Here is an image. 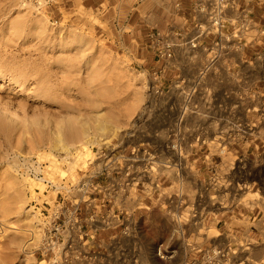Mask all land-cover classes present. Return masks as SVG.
<instances>
[{"label": "rangeland", "instance_id": "rangeland-1", "mask_svg": "<svg viewBox=\"0 0 264 264\" xmlns=\"http://www.w3.org/2000/svg\"><path fill=\"white\" fill-rule=\"evenodd\" d=\"M79 2L64 0L59 12L44 11L38 0H0V89L5 98L0 104V264H41L39 249L48 229L44 221L51 222L41 203L55 193L35 173L76 181L91 147L117 139L158 151L163 143L160 136L147 137L145 114L137 121L150 101L153 63L144 31L137 42L124 38L120 48L92 27L96 20L85 25L91 14ZM143 4L157 5L164 16L170 0ZM255 16L264 25V15ZM254 51H246L252 64ZM163 110L156 105L153 116ZM153 126L160 130V121ZM82 127L89 140L77 134ZM85 141L90 146L80 149ZM228 150L216 158L214 172L196 170L203 162L194 154L184 157L182 170L161 172L169 177L161 197H202L195 226L200 247L208 249L220 236L231 247L230 263L221 264H264V139L250 137L246 149L231 145ZM34 158L44 164L42 169L30 163ZM27 163L34 169L31 176L24 171ZM189 254L181 251L182 257Z\"/></svg>", "mask_w": 264, "mask_h": 264}, {"label": "built area", "instance_id": "built-area-1", "mask_svg": "<svg viewBox=\"0 0 264 264\" xmlns=\"http://www.w3.org/2000/svg\"><path fill=\"white\" fill-rule=\"evenodd\" d=\"M59 1L38 5L48 11ZM256 13L264 15V0H195L191 23L176 11L180 22L151 32L150 101L137 121L147 116L146 135L160 136L161 149L116 139L91 147L76 181L35 173L55 193L41 203L51 221H44L41 264L230 263L231 247L220 236L208 249L200 247L195 226L202 197H161L169 179L161 172L182 170L190 154L203 162L196 170L214 172L216 158L231 153L229 146L244 150L250 137L264 139V25ZM249 49H255L253 64ZM159 104L163 115L153 116ZM159 121L160 130L153 126ZM30 163L44 166L37 158ZM29 166L23 167L31 176ZM141 211L144 218L137 216ZM99 233L108 235L105 242L96 239ZM183 250L190 254L182 257Z\"/></svg>", "mask_w": 264, "mask_h": 264}, {"label": "crops", "instance_id": "crops-1", "mask_svg": "<svg viewBox=\"0 0 264 264\" xmlns=\"http://www.w3.org/2000/svg\"><path fill=\"white\" fill-rule=\"evenodd\" d=\"M63 1L64 0H60L48 10L52 9L62 12L64 10L62 7ZM194 1L195 0H170L169 9L166 10L163 8L165 11L164 16L159 15V12H161L160 7L156 5L154 8L150 9L149 4H143L144 0H85V6H83L84 0L79 3L85 8V12H90L91 14H88L85 18V25L87 26L91 21L96 20L98 24H94L92 27L99 29L98 31L105 38V41L118 44L120 48L124 47V38L128 37L130 41L137 42L143 30L145 43L152 59V54L149 49V36L151 32L154 30L163 32L170 27V25L180 22L181 20L185 21L187 24L191 23L194 16ZM176 11H178L181 20L175 16ZM88 26L91 27L90 24ZM137 216L144 218L145 212H137ZM107 238L108 235L106 233H99V235L96 236L97 240H102L103 242H105Z\"/></svg>", "mask_w": 264, "mask_h": 264}, {"label": "bare ground", "instance_id": "bare-ground-1", "mask_svg": "<svg viewBox=\"0 0 264 264\" xmlns=\"http://www.w3.org/2000/svg\"><path fill=\"white\" fill-rule=\"evenodd\" d=\"M38 94V93H37ZM38 95H40V94H38ZM4 95H3V93H2V90L0 89V104H3L4 103ZM66 118V120H69V121H73L74 119L73 118H67V117H65ZM103 127V126H102ZM102 127H100V128H98V130H102V131H104L103 129L104 128H102ZM56 131V130H55ZM56 132H60V130L59 131H56ZM89 131L87 130V129H85V127H82L81 129H79V131L77 132V134L78 135H80V137H85V139H88L89 140ZM87 140V141H88ZM87 141H85V144L87 143ZM90 146V142L89 143H87V145H85V146H81L80 147V149H84L85 148V150L86 149H88V147ZM65 158V157H64ZM86 165H87V162H86ZM86 165L84 166V167H86Z\"/></svg>", "mask_w": 264, "mask_h": 264}]
</instances>
